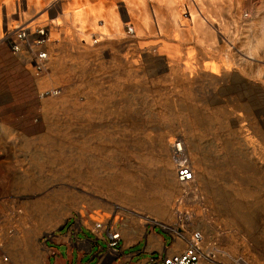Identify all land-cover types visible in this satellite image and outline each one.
<instances>
[{
    "label": "rangeland",
    "instance_id": "rangeland-1",
    "mask_svg": "<svg viewBox=\"0 0 264 264\" xmlns=\"http://www.w3.org/2000/svg\"><path fill=\"white\" fill-rule=\"evenodd\" d=\"M74 1L0 0V264H26L25 226L41 255L47 232L132 212L200 232L213 255L202 264H264V0H109L120 34L107 0H80L104 9L87 22L92 41L65 16ZM38 27L50 34L42 75L30 63ZM27 28L14 53L7 35ZM176 137L189 185L176 178Z\"/></svg>",
    "mask_w": 264,
    "mask_h": 264
},
{
    "label": "crops",
    "instance_id": "crops-1",
    "mask_svg": "<svg viewBox=\"0 0 264 264\" xmlns=\"http://www.w3.org/2000/svg\"><path fill=\"white\" fill-rule=\"evenodd\" d=\"M130 214L132 216L116 224L122 237L118 253L108 249L105 225L97 228L96 220L90 214L87 216V224L83 221L76 227L77 223L74 221L62 231L47 232L46 235H50L52 239L42 245L41 255H31L29 252L28 230L25 226L16 240L20 248L15 252L19 253L26 264H145L152 254L180 253L186 249L183 239L162 228L157 229V226H153L147 218L137 216V213ZM168 236L171 237L170 242L167 241ZM85 259H88L86 263Z\"/></svg>",
    "mask_w": 264,
    "mask_h": 264
},
{
    "label": "bare ground",
    "instance_id": "bare-ground-1",
    "mask_svg": "<svg viewBox=\"0 0 264 264\" xmlns=\"http://www.w3.org/2000/svg\"><path fill=\"white\" fill-rule=\"evenodd\" d=\"M4 1L7 3L8 1H11V0H4ZM34 1L37 2V0H34ZM50 1L53 2L55 0H50ZM121 1L122 2H126V4H131V5H134L135 3H137L136 0H121ZM107 2L109 4H111L110 5V8L111 9H110V12L107 13V17L106 18L108 19V21L114 23L115 27L117 28L118 33L120 34V32L122 31V28H123L124 23L118 17V15L116 14V12L112 9L113 8V2H110L109 0H107ZM194 6H196V4L195 5H192L191 8L188 10V12H189L188 14H189V17H190V20L191 21L192 20H195L197 17L199 18L200 15H201V10H198L197 11ZM73 9H74L73 12H71V11L70 12H67L65 14V16L68 18V20L72 19V17L75 16V20L76 21H79L80 24H81V27H79L80 33L85 37V39H87L88 41H92V37L96 35V32L91 31V30H86V28H87L86 27L87 26V22H88V20H92L93 23L95 24V22L97 21L98 16H100V14L102 12L101 11V9H102L101 6H95L93 4L92 6H89V7L86 8V7H83L80 4V0H75L74 1V7H73ZM102 10L104 11V9H102ZM177 15H179V14H177ZM145 17H144V20L147 21L146 20L147 17L146 18ZM59 21H60L59 18L56 19V22L57 23H59ZM198 25L200 27H202L204 25V21L200 20V18H199V24ZM195 27H197V26H195ZM28 31H29V29L27 28V29H22V30H20V31H18L16 33H9L7 35V40L6 41H7L8 45L10 46V48L12 49V51L14 53H19V52L22 51V45H23V43L27 42L28 39L31 36V35H28ZM36 31H37V40L35 42V46L37 48H36V50H34L33 48L31 49L32 59H31L30 63L32 65V68L34 69L35 73L37 75H40V74L42 75V73L44 72V69L47 66V62H48V52L45 51V50H39L38 47H40L41 45H43L46 41L47 42L50 41V36H49L50 34L46 30V27H41V28L38 27V29ZM29 33H30V31H29ZM108 35L109 34H105V33H102L101 34L100 33L97 37L100 38V39H102L103 37H108ZM146 35H148V33ZM17 44H18V46H14V45H17ZM250 54L253 55L251 52H250ZM217 70L213 71L212 73L218 74V71ZM61 92H62L61 88H55V89H52V90H46L44 92L41 91L40 95L41 96H58V95L61 94ZM178 141L182 142V144H180V145H182L181 150L183 148V150H185V154L187 155L186 149H185V141L183 140L182 137H176V138L173 139V141H172V138L170 140H168V142L171 143L170 147H171L172 155H173L172 147L175 146V144H176L175 142H178ZM187 157H188V155H187ZM173 164H174V162H173ZM174 169H176L175 166H174ZM192 169H193V167H192ZM193 171H194V169H193ZM175 173H176V170H175ZM176 178H177V173H176ZM194 178H195V171L193 172V179L192 180L187 181V182H180L178 180V178H177V180L181 184L189 185L194 180ZM145 217H147V216H145ZM147 219L150 221V223L153 226H160L164 231L171 230L170 229L171 228L170 225H167L166 223H163V222H160V221H156V219H153L151 217H147ZM95 222L97 223L96 224V227L97 228H102V225L103 226L105 225L101 221H95ZM174 234H172V235H174L177 238L183 239L186 242V248H187V246H189L190 243L192 242V237H193V235L195 233H193L191 237H186L184 235H181L180 231L177 230L176 233H174ZM48 237H50V235H48ZM201 238H202V241L204 242L203 235H202ZM202 241H201V243H202ZM203 246H204V244H203ZM113 252H115V251H113ZM206 260L208 261L210 259H209L208 256L205 255L204 258L201 260L200 264H202V262L203 261H206ZM248 264H251V263L249 262Z\"/></svg>",
    "mask_w": 264,
    "mask_h": 264
},
{
    "label": "built area",
    "instance_id": "built-area-1",
    "mask_svg": "<svg viewBox=\"0 0 264 264\" xmlns=\"http://www.w3.org/2000/svg\"><path fill=\"white\" fill-rule=\"evenodd\" d=\"M14 46H18L14 45ZM173 150V162L177 173V178L180 182H187L193 179V169L190 163V159L185 154V150H181L182 142H175ZM184 151V152H183ZM104 232L108 235L107 247L110 250L118 253L120 250L121 234L119 229L116 227L114 219L108 218L104 223ZM181 233V232H180ZM181 235H183L181 233ZM202 235L200 232H195L192 237V242L187 248L180 253H160L152 254L145 262V264H200L204 256H208L209 259L213 258V255L207 252L203 246ZM202 241V243H201ZM249 261L244 257H236L229 263L222 264H248Z\"/></svg>",
    "mask_w": 264,
    "mask_h": 264
},
{
    "label": "water",
    "instance_id": "water-1",
    "mask_svg": "<svg viewBox=\"0 0 264 264\" xmlns=\"http://www.w3.org/2000/svg\"><path fill=\"white\" fill-rule=\"evenodd\" d=\"M61 230V229H60ZM103 250H105V249H103ZM102 252H104V251H102ZM116 260V259H115Z\"/></svg>",
    "mask_w": 264,
    "mask_h": 264
}]
</instances>
